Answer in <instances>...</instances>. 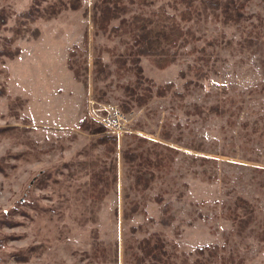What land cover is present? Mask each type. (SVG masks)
Segmentation results:
<instances>
[{
  "label": "rangeland",
  "instance_id": "obj_1",
  "mask_svg": "<svg viewBox=\"0 0 264 264\" xmlns=\"http://www.w3.org/2000/svg\"><path fill=\"white\" fill-rule=\"evenodd\" d=\"M30 2L0 0L10 9L0 47L2 36L12 35L15 12ZM81 3L29 22L11 43L19 52L0 53L1 264H133L125 249L129 237L136 244L154 233L175 264H183L179 252L213 242L235 259L222 263L218 257L212 264H264V0L246 1L245 16L237 22L225 23L209 10L182 21L198 37L179 47L170 63L160 68L149 57L137 60L153 89L168 81L171 88L141 106L130 101L127 110L121 106L123 84L134 79V62L116 70L111 49L124 45L119 36L94 32L93 0ZM85 31L86 70L77 79L67 65L68 51L83 45ZM98 48L111 69L105 78L95 74ZM84 115L106 128H81ZM110 135L117 144L107 153L110 141L97 139ZM164 145L177 149L170 165L144 167L148 182L137 185L123 149L148 146L171 153ZM110 164L115 180L95 181L94 172L105 166L110 182ZM93 182L107 190L102 198ZM237 196L249 202L253 215L243 229L226 213ZM134 202L137 210L124 219V207ZM166 204L168 223L162 221ZM94 240L107 255H94ZM194 258L187 256L189 264Z\"/></svg>",
  "mask_w": 264,
  "mask_h": 264
},
{
  "label": "trees",
  "instance_id": "obj_2",
  "mask_svg": "<svg viewBox=\"0 0 264 264\" xmlns=\"http://www.w3.org/2000/svg\"><path fill=\"white\" fill-rule=\"evenodd\" d=\"M151 1L93 0L92 3V24L94 32L101 31L108 35L110 34V36H119L120 42L124 45L123 49L118 52L111 47V54L114 55L113 61L117 68L116 70L118 72L120 70H128L130 66L127 65V61L131 62V65L134 62V79L123 84L125 97L121 102V106L124 110L128 109L127 105L130 101H134L137 105L141 106L153 95H165L173 84L172 81H168L162 85L158 84L156 89H153L154 83L143 74L142 67L137 62L140 56L149 57L151 62L157 67H165L174 59L173 57L179 47L198 37L194 35V32L189 26L184 27L181 23L182 21L197 19L209 10L215 18H223V22L225 23L237 22L245 16L242 9L248 0H197L198 3H195V0H166L149 10L143 8L139 10L134 9L135 5L144 6V4H148ZM178 3L183 6L180 10L177 9L179 7ZM81 5V0H31L26 8L15 12V24L12 26V35L8 37L2 36L0 53L11 57L19 52L18 47L11 46V43L15 37L24 33V28L29 22L37 18L51 19L56 17L62 10H75ZM167 6L176 10L169 12ZM9 13V8L0 6V28L5 26ZM115 19L117 23H113ZM82 42L83 45L81 47L73 45L69 48L67 58V65L72 69L77 79H80L82 73L86 70V65L82 63L84 62L83 55L88 51L87 31L83 34ZM100 53L101 48H98L93 58L94 69L96 78H105L111 72V69L102 60ZM76 55L80 56V63L76 60ZM201 60L203 63L208 62V58L204 56H201ZM200 69L198 67L196 72L198 73ZM201 74L205 73L202 72ZM2 94H5V87L3 85L0 86V95ZM217 111L220 112V110ZM78 125L81 128L94 127L98 131L106 128L102 122L91 120L85 115L78 120ZM164 136L168 137L169 132L165 131ZM97 140L101 143L110 141V144L106 146V152L112 153L115 151L117 144V137L115 135L103 136ZM142 140L146 141L145 138ZM164 148L171 153L164 152L161 149L157 150L156 147L151 149L148 146H145L140 151L131 150L129 146L123 149L124 161L134 165L132 175L137 185L141 184L144 187L148 182L144 167L153 166L161 168L170 165L174 154L177 153V149L165 145ZM106 169L104 166L94 172L93 177L95 181H105V185H108V183L111 184L115 180L116 170L114 165L110 164V182L108 174L105 172ZM153 176L154 173L150 172L148 177ZM96 183L93 182L92 190H96V196L102 198L107 190L104 191V189L97 188ZM160 199L158 197V200ZM235 202L234 207H226V213L235 221L239 229H243L253 218L251 207L249 202L242 198V196H237ZM136 207V202L129 207H124L122 213L123 218H130V211L133 210L134 212L137 210ZM238 208L240 212H238ZM168 209L167 204L162 208V221L164 223H168L172 219V216L167 214ZM130 229L134 231L137 228L131 226ZM153 235L141 237L136 244H133L135 237H129L130 240L127 241L125 249L130 250L128 254L133 264H175L172 254L166 247V243L158 234L154 233ZM100 243L101 241L99 240L93 241V245L97 249V251H94V255L105 256L107 255L108 249L105 246H101ZM222 248L223 245H219L217 242L205 243L195 246L192 250L181 251L179 255L183 264H189L187 256L192 253L195 255V258L191 264H212L213 260L218 257L222 263L232 262L235 256L231 254L225 256L220 252ZM236 260L241 262L240 258Z\"/></svg>",
  "mask_w": 264,
  "mask_h": 264
},
{
  "label": "flooded vegetation",
  "instance_id": "obj_3",
  "mask_svg": "<svg viewBox=\"0 0 264 264\" xmlns=\"http://www.w3.org/2000/svg\"><path fill=\"white\" fill-rule=\"evenodd\" d=\"M1 241V240H0ZM7 242H8V240H7ZM2 263V261H1V259H0V264Z\"/></svg>",
  "mask_w": 264,
  "mask_h": 264
}]
</instances>
